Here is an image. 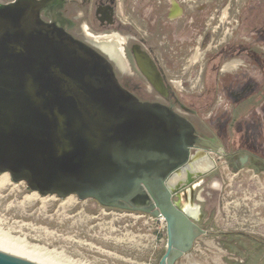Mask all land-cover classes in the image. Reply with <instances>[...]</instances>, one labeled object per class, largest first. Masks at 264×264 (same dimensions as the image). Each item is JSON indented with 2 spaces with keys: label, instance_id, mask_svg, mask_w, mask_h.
<instances>
[{
  "label": "water",
  "instance_id": "obj_1",
  "mask_svg": "<svg viewBox=\"0 0 264 264\" xmlns=\"http://www.w3.org/2000/svg\"><path fill=\"white\" fill-rule=\"evenodd\" d=\"M44 6L0 4V174L39 195L90 199L164 220L159 264H175L204 234L189 210L198 206L182 195L214 162L173 187L175 174L208 159L190 154L191 124L125 91L112 61L69 35L65 20H41ZM0 264L43 263L0 248Z\"/></svg>",
  "mask_w": 264,
  "mask_h": 264
},
{
  "label": "flooded vegetation",
  "instance_id": "obj_2",
  "mask_svg": "<svg viewBox=\"0 0 264 264\" xmlns=\"http://www.w3.org/2000/svg\"><path fill=\"white\" fill-rule=\"evenodd\" d=\"M14 1L0 0V4ZM43 1L45 6L40 12L41 20L50 22L53 18L63 19L69 35L96 46L85 37V31L93 34L89 31V25L76 24L75 20L83 17L84 13L68 9L67 5L72 4L70 0ZM235 1L95 0L92 5V13L100 29H115V33L122 39L121 56L125 66L122 69L96 47L112 61L113 72L120 86L140 103L170 109L188 121L195 136L190 154L200 151L207 155L208 159L193 160L188 171L175 174L169 183L173 187L179 186L188 175L194 177L210 169L211 161L214 162L208 174L188 186L182 200L186 205L189 197L195 200L198 209L191 207L189 210L204 231L201 236L219 237L222 244L229 246L226 250L230 254H233L232 242L258 245L261 244L260 240L239 231H214L213 223L220 212L215 205L206 207L205 196H197L195 192L199 190V193H204L207 184V189L217 188L213 177L220 157H224L237 173L244 166L250 167L255 174L264 172V157L249 154L238 156L235 151L227 154L224 149L248 147L252 143L250 125L255 126L257 122L252 116L257 109L264 108V25L252 28L248 23L247 26L238 27L240 24L236 22ZM91 2L85 0L84 6L89 7ZM249 8H252L251 4ZM75 12L76 15H73ZM131 17L147 20V27H135L129 21ZM76 26L83 39L76 36ZM159 36L169 46L173 44L170 49H175V54L183 53V59L187 57L188 50L192 51L191 61L195 53L201 55L198 61H192L197 67L191 70L189 76H181L176 80L178 75L163 69L155 55V41ZM185 62L188 60L185 59ZM231 62H237L238 65L232 70H226L225 66ZM229 130L238 135L243 131L244 134L239 135L241 139L226 140ZM213 196L208 197L209 201L213 200ZM249 215L253 216L251 213Z\"/></svg>",
  "mask_w": 264,
  "mask_h": 264
},
{
  "label": "rangeland",
  "instance_id": "obj_3",
  "mask_svg": "<svg viewBox=\"0 0 264 264\" xmlns=\"http://www.w3.org/2000/svg\"><path fill=\"white\" fill-rule=\"evenodd\" d=\"M84 1L70 0L71 6L67 5L68 9L84 13L75 20L77 25L87 23L94 35L117 32L100 29L92 13L95 0L89 7L84 6ZM235 11L238 27L248 23L252 28L264 25V0H236ZM129 21L141 29L148 24L147 20L136 17ZM74 31L83 39L78 26ZM157 38L155 55L163 69L178 75L176 80L196 69L191 61V50L183 59V53L177 55L175 49H170L173 44L169 46L162 36ZM252 119L257 120L255 126L250 125L252 143L248 147L224 148L227 154L235 151L238 156L264 157V108L257 109ZM254 127L257 130H253ZM243 134L242 131L239 135ZM239 135L229 130L226 140L241 139ZM213 182L217 188L207 189V184L204 193L197 190L195 195L205 196L204 205H215L219 210L213 223L214 231L244 232L259 239L261 244L232 242L234 248L230 254L226 250L229 246L222 244L219 237L200 236L190 252L175 264H264V172L255 174L244 166L237 173L220 157ZM213 194V200L209 201L208 197ZM192 204L196 205L194 199ZM0 246L48 264H159L166 249V230L165 223L148 214L102 207L93 200L80 201L75 196L60 199L54 195H39L24 182H14L9 177L8 183L0 185Z\"/></svg>",
  "mask_w": 264,
  "mask_h": 264
},
{
  "label": "bare ground",
  "instance_id": "obj_4",
  "mask_svg": "<svg viewBox=\"0 0 264 264\" xmlns=\"http://www.w3.org/2000/svg\"><path fill=\"white\" fill-rule=\"evenodd\" d=\"M85 37L90 43L96 45L95 47H98L101 51L107 54L118 68H121V69L125 68L123 60H122V56H121L122 39L119 38V36L116 33H112L110 35H93L85 31ZM200 57L201 55H199L198 53H195L193 55V60L196 61ZM237 65H238L237 62H231L225 66V69L232 70L236 68ZM8 182H9V175L7 173L2 174L0 178V185H4ZM0 248L7 252L13 253L15 255H19V256H22V257H25V258H28V259H31V260H34V261H37L43 264H48L45 261H42L41 259H38L36 257L34 258V257L25 256L23 255V253L21 254L19 251L8 249V248L1 247V246ZM189 263L199 264L197 262H189Z\"/></svg>",
  "mask_w": 264,
  "mask_h": 264
},
{
  "label": "built area",
  "instance_id": "obj_5",
  "mask_svg": "<svg viewBox=\"0 0 264 264\" xmlns=\"http://www.w3.org/2000/svg\"><path fill=\"white\" fill-rule=\"evenodd\" d=\"M162 221V220H161ZM163 222V221H162ZM164 223V222H163Z\"/></svg>",
  "mask_w": 264,
  "mask_h": 264
}]
</instances>
